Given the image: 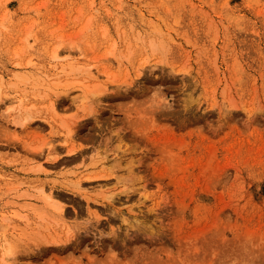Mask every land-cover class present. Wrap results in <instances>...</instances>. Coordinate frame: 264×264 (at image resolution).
I'll return each instance as SVG.
<instances>
[{"label":"rangeland","instance_id":"obj_1","mask_svg":"<svg viewBox=\"0 0 264 264\" xmlns=\"http://www.w3.org/2000/svg\"><path fill=\"white\" fill-rule=\"evenodd\" d=\"M0 264H264V0H0Z\"/></svg>","mask_w":264,"mask_h":264},{"label":"bare ground","instance_id":"obj_2","mask_svg":"<svg viewBox=\"0 0 264 264\" xmlns=\"http://www.w3.org/2000/svg\"><path fill=\"white\" fill-rule=\"evenodd\" d=\"M57 57V55H55L54 56V58H56ZM61 66V65H60ZM62 67V72H65V71H63L64 70V65H62L61 66ZM86 71V70H85ZM89 74H91L90 72H89ZM66 75V74H65ZM65 77H68V75L67 76H65ZM85 80V79H84ZM65 85V84H64ZM72 85V84H71ZM73 85H75V86H73ZM72 86H69L68 84H66L65 86H66V90H64V92L65 91H68L67 92V96H66V98L67 99H69L70 97L71 98H73V99H75V97H76V95H73V93H76V91H74L75 90V88L74 87H78V88H80L79 89V91L81 92V95H82V98L83 99H85L86 98V96H87V94H88V91L86 90V88L84 87V86H82V85H80V84H73ZM95 87V86H94ZM74 88V90L73 91H70V90H72ZM92 88V87H91ZM97 89H99V88H97ZM95 90V89H94ZM101 90V89H100ZM103 91V90H102ZM78 92V91H77ZM91 92V91H90ZM104 92V91H103ZM99 93H101V92H99V91H93L92 92V94H95V95H97V98H98V94ZM78 95V94H77ZM91 95V94H90ZM100 95V94H99ZM93 96V95H92ZM95 97V96H94ZM72 99V100H73ZM71 100V99H70ZM15 102H17V100H15ZM21 105H22V103H20L19 102V106L21 107ZM23 108V107H22ZM53 108V107H52ZM54 110V109H53ZM130 174L133 172V170H131L130 169V171H128ZM79 187H82V185H80L79 184ZM55 210H57V211H59L60 212V214L61 215H64V214H67V213H64V209H63V207H60V206H58V207H55L54 208ZM4 242H5V245H3V248H2V259L5 261L6 259L8 260L9 258H12V256L14 255V253H15V251H16V245L14 244V243H12V242H10L9 240H4Z\"/></svg>","mask_w":264,"mask_h":264}]
</instances>
